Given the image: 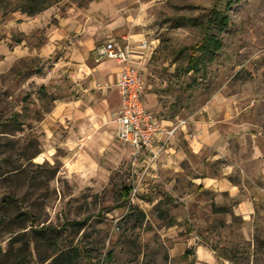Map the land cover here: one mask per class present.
<instances>
[{
	"label": "rangeland",
	"instance_id": "obj_1",
	"mask_svg": "<svg viewBox=\"0 0 264 264\" xmlns=\"http://www.w3.org/2000/svg\"><path fill=\"white\" fill-rule=\"evenodd\" d=\"M50 1L49 6L47 0H0V171L22 170L0 178V248L5 252L0 264H15L26 255L18 249L29 237L14 242L16 236L9 234L16 229L12 221L18 209L30 211L37 227L58 229L47 238H32L33 256L24 264H39L73 244L82 251L80 264H193L190 256L181 255V242L189 237L207 242L232 264H264V180L261 158L251 159L253 148L264 155V0H131L121 12L156 45L146 74L162 115L191 123L216 119L223 132H233L229 157L242 163L246 187L257 198L250 242L240 231L242 217L231 215L234 228H225V213H213H219L215 218L187 201L200 193L191 182L199 175V160L189 154L185 162L175 158L152 168L117 138L107 180L97 188L66 178L59 160L36 162L42 150L41 118L55 98L61 99L41 88L56 55L46 58L40 47L53 26L82 20L96 24L86 14L99 0ZM212 12L228 17L224 30L217 22L211 26V35L222 43L213 55L202 48ZM192 50L198 60L190 66ZM230 125L246 128L234 132ZM225 163L217 161L214 173ZM231 174L239 180L237 171ZM129 186L138 192L122 206V189ZM7 194L23 199L19 208L5 206ZM230 202L228 208L237 205Z\"/></svg>",
	"mask_w": 264,
	"mask_h": 264
},
{
	"label": "crops",
	"instance_id": "obj_2",
	"mask_svg": "<svg viewBox=\"0 0 264 264\" xmlns=\"http://www.w3.org/2000/svg\"><path fill=\"white\" fill-rule=\"evenodd\" d=\"M131 0H99L88 9L86 18L95 19L96 24L81 22L67 23V25L53 26L49 29L48 39L40 48V54L46 58H53L52 72L43 80V86L51 89L60 98H55L53 107L41 118L40 127L41 154L36 162L43 161L55 164L62 163L61 173L66 178L77 179L94 188L100 187L107 180L108 160L116 155L117 122L116 115L120 110V92L116 86L121 72V66L114 60L95 61V50L103 38L104 43L115 39L123 47L128 44L133 47L135 64L141 63V56L146 57L142 62L145 78V92L143 100L146 109L158 117L165 130H171L179 121H186L178 127L176 132L167 139L165 134L157 135L161 141H166V147L158 155L152 168L160 163L185 162L188 154L199 160L198 176L191 182L200 190L199 194H190L188 202L192 207L213 213L221 212L226 216V227L232 229L234 225L231 215L242 217L240 228L243 240L252 241V216L255 211V201L248 190L245 169L242 163L233 162L230 156V140L235 139L233 132H223L219 126L220 120H193L178 116L162 115V105L158 102L154 91L153 80H148L146 74L147 63L155 51L156 45L148 42L144 33L137 32L131 17L123 15L127 3ZM134 0H132L133 2ZM146 40L151 49L142 51L140 42ZM102 43V44H104ZM246 126L230 125L229 130L240 132ZM161 140V141H160ZM184 146V148L181 146ZM251 159L261 158V180H264V155L262 150L253 148ZM239 159V158H238ZM224 160L219 168L213 170L217 161ZM237 171L239 180H234L231 172ZM253 177L252 179H254ZM252 183V182H251ZM130 187V186H129ZM212 196L208 199L207 195ZM237 202L231 208V202ZM223 212V213H222ZM229 216V217H228ZM184 247L182 254L191 250L189 254L193 264H232L231 260L217 253L207 242H197L189 239L181 242ZM188 256V257H189Z\"/></svg>",
	"mask_w": 264,
	"mask_h": 264
},
{
	"label": "built area",
	"instance_id": "obj_3",
	"mask_svg": "<svg viewBox=\"0 0 264 264\" xmlns=\"http://www.w3.org/2000/svg\"><path fill=\"white\" fill-rule=\"evenodd\" d=\"M139 49L149 51L151 45L146 40L140 42ZM133 47L126 44L119 45L111 39L100 45L95 50V61L114 60L121 66V72L116 86L120 92V110L116 115L117 138L119 141L130 145L136 158H145L148 164H154L159 152L165 148L166 141H159L157 135L165 134L171 137L178 127L185 125L186 121H179L171 130H165L158 117L149 112L143 100L145 92V78L142 62L146 57L141 56V63L135 64L133 60ZM133 195L138 192V187H131ZM131 193V194H132Z\"/></svg>",
	"mask_w": 264,
	"mask_h": 264
},
{
	"label": "trees",
	"instance_id": "obj_4",
	"mask_svg": "<svg viewBox=\"0 0 264 264\" xmlns=\"http://www.w3.org/2000/svg\"><path fill=\"white\" fill-rule=\"evenodd\" d=\"M37 1V0H36ZM39 1V0H38ZM47 4L50 6L51 1L47 0ZM44 7L38 8L37 10L33 11L30 14H35L40 12L41 10H44ZM214 22H217L219 24V28L224 30L227 27L228 24V17L224 16L222 14H219L217 12H212L210 20L208 22V25L206 27V31L203 37V45L202 48L209 52L211 55H213L216 51H218L221 48L222 43L212 34L211 35V26ZM195 51L192 50L190 55V66L193 65V63H196L198 60L194 57ZM29 160V159H28ZM4 161L6 163H13V161L10 158H5ZM17 161V160H16ZM21 167L19 166H13L12 170L6 169L0 171V178H5L7 176H12L13 174L20 173ZM132 190L130 187H124L122 189V203L121 205L124 206L129 200L131 196ZM6 202L5 206H8L10 204H13L17 207L22 202V198L17 197L16 194H7L6 195ZM19 208V206L17 207ZM13 227L16 226L15 230L9 231V234L11 236L16 238L14 239V242H20L24 240L25 236L29 237V241L22 242V246L18 249V251L25 252L26 255L23 254L16 260L15 264H24L28 258L33 256V251L30 250V244L32 242H35L32 238L39 237V238H47L50 233L58 231L57 228H54L50 225H45L41 227L35 226V220L33 215H31L30 211H25L24 209H18V211L15 214V217L13 218ZM3 250L0 248V256L1 254H4ZM191 253V250L186 251L183 255V257H188ZM82 256V251L80 250L79 246L77 244H73L70 247H68L66 250H62L59 252H55L52 256H49L48 258H45L40 261L39 264H80L79 260Z\"/></svg>",
	"mask_w": 264,
	"mask_h": 264
}]
</instances>
